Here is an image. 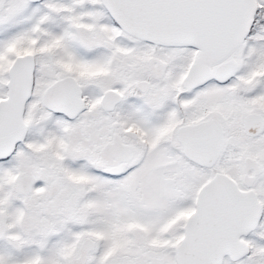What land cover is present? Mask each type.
<instances>
[{
  "label": "snow or ice",
  "instance_id": "snow-or-ice-1",
  "mask_svg": "<svg viewBox=\"0 0 264 264\" xmlns=\"http://www.w3.org/2000/svg\"><path fill=\"white\" fill-rule=\"evenodd\" d=\"M0 264H264V0H0Z\"/></svg>",
  "mask_w": 264,
  "mask_h": 264
}]
</instances>
